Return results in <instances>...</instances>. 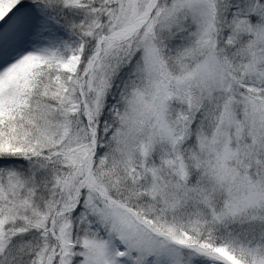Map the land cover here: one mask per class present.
I'll return each mask as SVG.
<instances>
[{
	"label": "snow or ice",
	"instance_id": "1",
	"mask_svg": "<svg viewBox=\"0 0 264 264\" xmlns=\"http://www.w3.org/2000/svg\"><path fill=\"white\" fill-rule=\"evenodd\" d=\"M0 264H264V0H0Z\"/></svg>",
	"mask_w": 264,
	"mask_h": 264
}]
</instances>
